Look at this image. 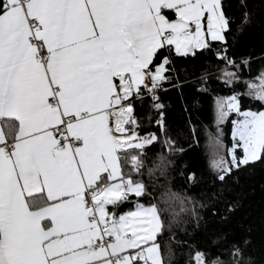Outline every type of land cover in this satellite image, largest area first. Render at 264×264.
Wrapping results in <instances>:
<instances>
[{
    "label": "snow or ice",
    "instance_id": "snow-or-ice-1",
    "mask_svg": "<svg viewBox=\"0 0 264 264\" xmlns=\"http://www.w3.org/2000/svg\"><path fill=\"white\" fill-rule=\"evenodd\" d=\"M231 23L222 0H0V264H172L158 239L168 209L119 210L150 196L137 177L148 146L167 137L158 92L172 55L215 49L239 68ZM227 75L225 84L239 78ZM248 87L264 104V73ZM146 100L159 134L141 135L137 110ZM216 109L218 123L234 114L230 159L218 137L210 145L223 183L264 163V111L245 110L238 93L218 98ZM165 144L182 151L171 138ZM174 199L173 213L199 224L205 206ZM249 243L225 238L217 251L192 249L187 264H252Z\"/></svg>",
    "mask_w": 264,
    "mask_h": 264
},
{
    "label": "trees",
    "instance_id": "trees-1",
    "mask_svg": "<svg viewBox=\"0 0 264 264\" xmlns=\"http://www.w3.org/2000/svg\"><path fill=\"white\" fill-rule=\"evenodd\" d=\"M222 3L232 21L229 54L240 67L226 66L216 58L215 49L196 57L172 55L169 81L164 82L159 95L167 137L160 136L158 143L148 146L143 174L137 177L147 185L150 196L130 197L121 207L130 210L155 203L168 209L165 220L169 227L158 239L165 258L172 254V264H187L195 248L217 251L225 238L228 242L250 241L247 255L252 264H264V163L243 167L222 183L216 180L218 171L211 166L205 147V132L213 129L218 98L238 93L245 110L264 111V104L248 93V84L264 73V0ZM169 18H173L171 13ZM225 70H232L239 78L225 84L221 79ZM137 111L143 124L141 135L159 134L155 123L159 117L151 101L146 100ZM233 116L224 123L227 150L233 145ZM168 138L182 151L169 149L165 144ZM193 173L195 183L188 179ZM174 194L192 197L205 206L200 210L199 224L173 213L178 207ZM229 207L234 210L230 212Z\"/></svg>",
    "mask_w": 264,
    "mask_h": 264
},
{
    "label": "crops",
    "instance_id": "crops-1",
    "mask_svg": "<svg viewBox=\"0 0 264 264\" xmlns=\"http://www.w3.org/2000/svg\"><path fill=\"white\" fill-rule=\"evenodd\" d=\"M174 18L175 17L173 15V18H170V19H174ZM205 27H206V24H205ZM228 73H233V71L232 70H225V71L221 72V79L223 81H226V80L229 79V77L227 75ZM251 96H253V95L251 94ZM215 109H216V106H215ZM216 113H217V109H216V112H215V117H214V122H213L214 123L213 124V129L210 130V131H206L205 132V147L207 149V152H208V155H209V162H210V164H211L212 167H213V160L215 159V157L212 154V150H211L210 145H211V140H212V137L211 136H212L213 132L216 131V129H217V127H216ZM222 128L224 130V126L223 125H222ZM224 141H225V131H224ZM228 150H227L226 144H225V155H227ZM225 158H226V156H225ZM215 170H218V169H215ZM135 207H137V206H135ZM135 207L134 208H131L130 210H123L122 208H120L119 211H120L121 214H123V213H127L128 211L134 210Z\"/></svg>",
    "mask_w": 264,
    "mask_h": 264
},
{
    "label": "rangeland",
    "instance_id": "rangeland-1",
    "mask_svg": "<svg viewBox=\"0 0 264 264\" xmlns=\"http://www.w3.org/2000/svg\"><path fill=\"white\" fill-rule=\"evenodd\" d=\"M254 83H256L258 85L259 84V78L256 81H254ZM256 91H258V89L254 90V89L248 87V93L252 94L253 96H255ZM222 125L224 126V123H218V121H217V113H216V127H217V129H216V131L213 132V134L211 136L212 137L211 144H212L214 138L218 137L220 139V141L222 142V144H223V149L219 150L220 154L223 155L224 157L226 156V159H230L228 153H227V155H225L224 130L222 128ZM231 148H232V145L230 146L229 149H231ZM216 171H218V170H216Z\"/></svg>",
    "mask_w": 264,
    "mask_h": 264
},
{
    "label": "built area",
    "instance_id": "built-area-1",
    "mask_svg": "<svg viewBox=\"0 0 264 264\" xmlns=\"http://www.w3.org/2000/svg\"><path fill=\"white\" fill-rule=\"evenodd\" d=\"M164 89H163V87L160 89V91L158 92V96L160 95V93L163 91ZM233 118H234V116H233Z\"/></svg>",
    "mask_w": 264,
    "mask_h": 264
}]
</instances>
